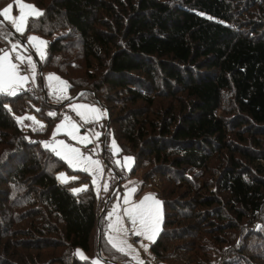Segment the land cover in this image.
I'll use <instances>...</instances> for the list:
<instances>
[{"label":"trees","instance_id":"16d2710c","mask_svg":"<svg viewBox=\"0 0 264 264\" xmlns=\"http://www.w3.org/2000/svg\"><path fill=\"white\" fill-rule=\"evenodd\" d=\"M23 1L42 11L26 24L47 43L42 77L59 76L73 101L107 111L106 130L133 155V172L158 179L154 262L252 264L236 241L264 235V0ZM6 22L0 52L12 33ZM224 94L228 120L218 116ZM58 107L26 91L0 95V264H90L75 250L92 256L94 237L101 256L116 253L103 237L116 182L102 212L91 186L74 194L54 177L65 165L42 143ZM28 111L43 124L25 119ZM106 133L102 160L120 179Z\"/></svg>","mask_w":264,"mask_h":264},{"label":"rangeland","instance_id":"374dc122","mask_svg":"<svg viewBox=\"0 0 264 264\" xmlns=\"http://www.w3.org/2000/svg\"><path fill=\"white\" fill-rule=\"evenodd\" d=\"M48 1V0H47ZM50 2V1H48ZM28 4L33 5L36 10L39 12H42L41 9L31 2H26L23 0H19V3H17V0H12L11 2H6L3 4L2 10L4 7H6L8 4H12L13 8L10 12V16L12 19H18L21 15V10L19 7V4ZM27 14L29 12L28 9L24 10ZM35 15H27L26 17V24L30 19H34L40 17ZM3 21H7L8 28L11 30V36H5L4 40L6 45L13 46L15 45V51L20 54L18 56H21L24 58L25 68L26 71L22 72L19 71V74L22 76L28 77V85L23 90H17V92L26 91L28 94L35 95L36 98L40 99V103L46 101L47 104L50 105H57L59 106V112L61 119L54 124V128H52L51 132L48 135L47 142H43V148H46L52 152V154L59 157L65 167L58 172H55L54 177L57 182L61 184H65L68 188V191L71 193H78L74 192V189H82L81 191L85 190L87 187L91 186V189L96 195L101 196L102 204L98 206V209L103 212V204L106 200V191L108 190V187L115 183V186H113L114 189H116L115 195L113 199L110 201V203L107 206V213L105 215V229L103 230V237L106 244L108 245V248L111 250H114L116 253L111 254L112 255V261L113 256H117L116 258L121 256H124L125 259L123 261H119L116 259V262H113L110 260L109 255H107L105 252H102V256H98L97 253V246L99 242H95L93 239V243L91 245V255L87 256L84 255H78L77 250H75L77 259L82 260H88L90 264H93V261H99V264H136V260L133 259L132 254L125 255L124 253H121L117 251L116 248L112 246L111 243H109V236L110 235H116L115 233L111 232L109 229L110 223H114L117 218L120 219L123 226L128 229L126 237L121 234V238H126L128 243L133 246V248L136 251V254H138L142 264H164V263H158L154 262V260L151 258V253L149 246L157 239V234L159 232L160 227L162 226V215H163V207L161 205V202L158 200L159 198L155 194L156 183L158 182L157 178H154L153 180L150 179L148 181H145L142 179V171H136L133 172V155L126 154L120 152L119 144L116 141V138L113 136V128H110V130H106V113H104L101 109H99L97 106H95L96 109H98V115L97 120H93L97 124H101L104 119L103 125L94 131L93 134L84 132L80 125L83 123L80 116H78L76 110L73 106L77 104H81L79 101H73L70 97L72 95H68V84L67 87L63 89V92L60 91L61 88H63V85H61L62 79L59 78V76L55 74H49L46 73L44 77H42V87H44V91L41 93V86L39 85V80L37 77H39L38 71H36V63H41L45 58V52L47 49V43L46 40L36 34L27 33L26 26L25 30L21 32H17L15 29V25L11 22V20H6L3 16H0ZM18 36L19 38L15 37ZM29 37H37L38 39L36 41H30ZM21 41V42H20ZM40 41H44V44H40ZM7 47V46H6ZM17 55V54H16ZM31 61V65H29L28 61ZM21 64V63H19ZM53 77V79H49V77ZM58 78V79H57ZM64 82V81H63ZM25 84H23L24 86ZM45 85V86H44ZM29 89L31 91H29ZM43 90V89H42ZM81 94H84L83 92ZM63 97V98H62ZM76 100V99H75ZM50 108V107H48ZM39 109V108H38ZM52 109V108H50ZM72 112L74 116V124L77 125V131L74 133L76 136V139H73L72 136L68 135L69 131H72V129L69 126H65L60 129V131L57 132V127L63 123H65V117H68V113ZM231 113H233V106L231 105L230 95L224 94V98L222 99L221 103V110L218 114L219 117L223 116L226 118V120L231 118ZM25 119H29L28 117H31V121L39 124H43L38 117L35 115V113H32L30 111L25 113ZM107 131V133H106ZM106 133L105 136V150L107 151V162L118 169H120L122 172L120 173V179L117 177V175L112 174L110 167H107L104 163L103 159V153H102V146L103 145L100 141V138L103 134ZM96 134V136H94ZM88 137V141H83L82 137ZM63 142V145H69L73 148H76L79 150L81 156L79 158L74 157L73 154L68 152V150L60 143ZM47 145V146H46ZM57 153H60L59 155ZM85 158H89L85 160ZM127 158H131L130 161L127 160ZM69 159H71L72 164H69ZM92 161H97L98 164H92ZM74 165V166H73ZM84 168H87L88 170H83ZM97 168L99 171H97ZM64 174L65 177H67V182H62L61 179H59L60 175ZM86 179L87 181H81V179ZM119 185V186H118ZM118 187V188H117ZM135 188V192H130V189ZM79 191V192H81ZM151 195L155 198V200H158L160 204L157 207L158 211V231L156 232L154 236V240L150 241L145 239L143 236H137L133 233V229L136 227L131 223V220L124 214V210L126 208H131L134 204L139 203L145 196ZM125 197L128 198L129 203H125ZM149 204L152 203V201H148ZM20 228H23L22 223L18 225ZM16 234V232H15ZM18 235V234H16ZM245 236H249V234H245ZM244 236V237H245ZM32 237V236H31ZM25 238V237H24ZM23 236L16 237L17 240L23 241ZM30 238V237H29ZM28 238V239H29ZM133 239H137L138 242L133 245L131 242ZM244 239V240H243ZM238 239L236 242L239 243V246H237L236 251L237 254H244L240 253L241 251L247 249V251H250V253H245L246 257L245 260L249 261L251 260L252 264H264V235L258 236L255 238H250L248 240H245V238ZM142 245H147V250H145ZM45 252L51 254L53 250L51 248H43ZM105 250V249H104ZM251 253H257L259 256H263L262 260H254L251 258ZM119 255V256H118ZM122 259V258H120Z\"/></svg>","mask_w":264,"mask_h":264},{"label":"snow or ice","instance_id":"6c2138e0","mask_svg":"<svg viewBox=\"0 0 264 264\" xmlns=\"http://www.w3.org/2000/svg\"><path fill=\"white\" fill-rule=\"evenodd\" d=\"M17 3H19V0H17ZM21 15L18 19H12L10 16V12L13 8L12 4H8L6 7H4L2 10H0V16H3L6 20H11V22L15 25V29L17 32H23L25 30L26 26V17L27 15H35L39 16L42 13L35 9L33 5L28 4H19ZM25 9H28L29 12L26 14ZM37 37H29L30 41H36ZM40 44H44V41H40ZM15 45H13V49H15ZM16 59L20 60L21 63L24 62L23 58L20 56H17ZM29 65H31V61H28ZM49 79H53V77H49ZM58 79V78H57ZM28 80L27 76H22L19 74L18 65L12 63L11 59L9 58V53L4 52L2 56H0V95H16L17 90L23 86V83ZM61 85H63V88L60 89L61 92H63V89L67 87L66 82L61 81ZM63 98V97H62ZM75 110H77V114L80 115L82 118H84L87 122H91V120L88 119L87 116H85L84 113L79 112V108L85 107L83 105L80 106H73ZM88 111L93 115V118H96V116L99 114L98 109L96 108H89ZM49 115L55 116V113H49ZM29 119H32L31 117H28ZM19 119V118H18ZM65 123L59 125L57 127V132L60 131L61 128L65 127L66 125L69 126L72 131L68 132V135L72 136L73 139H76V136L74 133L78 130L77 125L72 123L68 117H65ZM83 141H88V137H82ZM63 145V142H60ZM47 146V145H46ZM68 152L73 154L74 157L79 158L81 156L78 149L73 148L69 145H63ZM58 155L60 153H57ZM89 158H85L87 160ZM128 161L131 160V158H127ZM92 164H98L97 161H92ZM69 164H72L71 159H69ZM74 166V165H73ZM83 170L87 171V168H84ZM97 171L99 169L97 168ZM59 179H61L62 182H67V177L64 176V174H61ZM82 189H74V192H79ZM130 192H135V188L130 189ZM148 201H152L151 204L148 203ZM126 204L129 203V200L127 197H125ZM160 204L158 200H155V198L151 195L145 196L139 203L134 204L131 208H126L124 210V214L131 220V223L135 225L136 227L133 229V233L137 236H143L145 239L153 241L154 236L156 232L158 231V214H157V207ZM109 229L111 232L115 233L116 235H110L109 236V243L112 244L114 248L117 249V251L124 253L125 255L132 254L133 259L136 260V264H142L138 254H136L135 249L131 244L128 243L126 238H121V234L126 237L128 229H126L123 224L121 223L120 219L117 218L114 223H110ZM142 247L147 250V245H142ZM78 255H83L80 253L79 250H77ZM93 264H99V261H93Z\"/></svg>","mask_w":264,"mask_h":264},{"label":"crops","instance_id":"0c3cea01","mask_svg":"<svg viewBox=\"0 0 264 264\" xmlns=\"http://www.w3.org/2000/svg\"><path fill=\"white\" fill-rule=\"evenodd\" d=\"M15 50H16V49H13V46L11 47V46H8V45H7V48H6L4 51H1V52H0V56H2V55L4 54V52H8V53H9V58L11 59L12 63H14V64H19V63H21V61L18 60V59H16V57H17L18 55H20V54H18ZM16 54H17V55H16ZM20 57H21V56H20ZM22 58H23V57H22ZM23 60H24V58H23ZM27 82H28V81L24 82L23 84H25V85L22 86L21 88H19L18 90H23V89H25L27 86H29ZM80 105H83V106H85V107L79 108V109H78L79 112L84 113L85 116H87L89 120H91V121L94 120V121H95V120L98 119L97 117H99V115H97L96 118H93V115H94V114H92V113H90V112L88 111L89 108H95L94 105H90V104H87V103H81V104H77V103H76L75 106H80ZM76 112H77V110H76ZM78 116H80V115H78ZM80 118L82 119L83 122L86 121V120H85L84 118H82L81 116H80ZM94 136H96V134H95Z\"/></svg>","mask_w":264,"mask_h":264},{"label":"built area","instance_id":"2783aa9c","mask_svg":"<svg viewBox=\"0 0 264 264\" xmlns=\"http://www.w3.org/2000/svg\"><path fill=\"white\" fill-rule=\"evenodd\" d=\"M25 63H21V64H17L18 65V70L19 71H22V72H25L26 71V68H25ZM32 90V89H31ZM29 89V91H31ZM37 108H39V106H37ZM69 112V111H68ZM45 113L49 114V113H54L53 109H45ZM68 118L70 119V121L72 123H74V116L72 114V112H69L68 113ZM102 125L100 124H97L96 122L94 121H91V122H87V121H84L81 125H80V128L84 131V132H87V133H90V134H93L94 131H96L97 129H99ZM158 182L156 183V187H158ZM138 242L137 239H133L132 240V244L135 245L136 243Z\"/></svg>","mask_w":264,"mask_h":264},{"label":"water","instance_id":"95a60500","mask_svg":"<svg viewBox=\"0 0 264 264\" xmlns=\"http://www.w3.org/2000/svg\"><path fill=\"white\" fill-rule=\"evenodd\" d=\"M21 42V41H20ZM36 71H38V74H39V82H40V85H42V74H41V71H40V69H39V67H38V64L36 63ZM43 86V85H42ZM42 89L44 90V87H42ZM106 112V115H107V117H106V121H105V125H106V127H108V113H107V111H105ZM105 202H107V201H105ZM105 207V206H104ZM104 209V208H103ZM97 251H98V253H97V255L98 256H100L101 255V253H100V251H99V248H98V246H97Z\"/></svg>","mask_w":264,"mask_h":264}]
</instances>
